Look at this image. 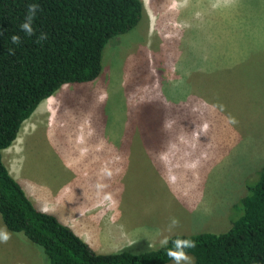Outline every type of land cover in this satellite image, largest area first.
Listing matches in <instances>:
<instances>
[{
    "label": "rangeland",
    "instance_id": "rangeland-1",
    "mask_svg": "<svg viewBox=\"0 0 264 264\" xmlns=\"http://www.w3.org/2000/svg\"><path fill=\"white\" fill-rule=\"evenodd\" d=\"M142 3L98 77L42 100L2 151L34 206L100 253L225 231L264 167V0ZM7 231L0 264H44Z\"/></svg>",
    "mask_w": 264,
    "mask_h": 264
},
{
    "label": "trees",
    "instance_id": "trees-1",
    "mask_svg": "<svg viewBox=\"0 0 264 264\" xmlns=\"http://www.w3.org/2000/svg\"><path fill=\"white\" fill-rule=\"evenodd\" d=\"M41 11L33 27L48 34L36 43L20 30L27 5ZM142 0H0V217L6 229L22 233L43 251L44 264H166L160 246H131L100 253L54 214L38 209L2 160L22 123L62 85L98 77L108 41L142 19ZM22 38L19 46L10 37ZM15 48V54L9 53ZM241 214L222 232L173 234L191 238L194 264H264V167L241 198ZM171 244L169 245V247Z\"/></svg>",
    "mask_w": 264,
    "mask_h": 264
},
{
    "label": "clouds",
    "instance_id": "clouds-1",
    "mask_svg": "<svg viewBox=\"0 0 264 264\" xmlns=\"http://www.w3.org/2000/svg\"><path fill=\"white\" fill-rule=\"evenodd\" d=\"M41 11L40 5L30 3L27 5L26 13L23 22L20 24V30L28 37H35L36 43H41L48 38V34L40 32L37 35L36 29L33 27L37 14ZM12 45L19 46L22 43V38L18 34H13L10 37ZM10 54H15V48H9ZM178 218H171L168 225V232L179 226ZM11 239L10 233L6 228L0 229V243H7ZM171 246L169 247V245ZM151 246V245H150ZM159 246L165 250L166 256L173 264H194L193 257L190 255V250L196 247V242L191 238L176 237L172 239L168 235H163L159 240Z\"/></svg>",
    "mask_w": 264,
    "mask_h": 264
},
{
    "label": "crops",
    "instance_id": "crops-1",
    "mask_svg": "<svg viewBox=\"0 0 264 264\" xmlns=\"http://www.w3.org/2000/svg\"><path fill=\"white\" fill-rule=\"evenodd\" d=\"M37 108H38V107H37ZM17 137H18V136H17ZM16 140H17V138H16ZM9 147H10V146H9ZM9 147H7V148H9ZM7 148H6V149H7Z\"/></svg>",
    "mask_w": 264,
    "mask_h": 264
}]
</instances>
